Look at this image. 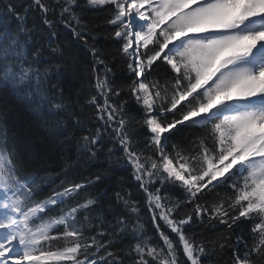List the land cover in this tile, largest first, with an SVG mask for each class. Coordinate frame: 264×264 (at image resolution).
I'll return each mask as SVG.
<instances>
[{
    "label": "snow or ice",
    "instance_id": "1",
    "mask_svg": "<svg viewBox=\"0 0 264 264\" xmlns=\"http://www.w3.org/2000/svg\"><path fill=\"white\" fill-rule=\"evenodd\" d=\"M0 102V264H264V0H0Z\"/></svg>",
    "mask_w": 264,
    "mask_h": 264
},
{
    "label": "trees",
    "instance_id": "2",
    "mask_svg": "<svg viewBox=\"0 0 264 264\" xmlns=\"http://www.w3.org/2000/svg\"><path fill=\"white\" fill-rule=\"evenodd\" d=\"M14 2H18V0H14ZM82 2V0H81ZM91 19L92 25L96 28V31L100 33L98 46L101 47L105 54L108 55V58H111L109 54H115V50L118 47L112 40L106 38L107 33L112 32V28L107 25L106 20L107 17L103 11L100 12H89L87 17ZM71 48L73 52L79 57V68L78 71L71 75V79L75 87H79L82 81H86L87 79V69L91 67V55L86 51L83 45L78 42H74L71 44ZM118 63V61H117ZM86 95V93H85ZM4 99L8 101L9 104H15V100L13 97L5 96ZM4 104L0 102V108H3ZM8 127L12 132H15L19 135L21 128L24 125L25 117L23 115V109L21 106H17L15 110H8L7 113ZM193 131H199L198 129H193ZM61 161L59 159L49 160L44 164L50 172L59 171ZM92 171H95V167H92ZM87 175V173H84ZM118 176H124L125 173L123 171L117 172ZM126 187H130L134 198H138L140 193L138 192L135 182L131 180L130 177L127 178ZM147 218V217H145Z\"/></svg>",
    "mask_w": 264,
    "mask_h": 264
}]
</instances>
